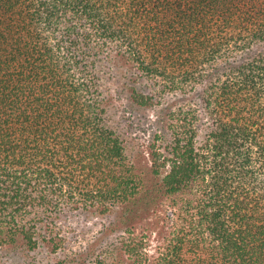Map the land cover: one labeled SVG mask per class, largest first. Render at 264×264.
<instances>
[{
  "label": "trees",
  "instance_id": "trees-1",
  "mask_svg": "<svg viewBox=\"0 0 264 264\" xmlns=\"http://www.w3.org/2000/svg\"><path fill=\"white\" fill-rule=\"evenodd\" d=\"M111 66L135 106L189 89L205 123L161 103L147 159L111 117ZM80 213L110 220L37 262ZM111 235L129 264H264V0H0V264H118Z\"/></svg>",
  "mask_w": 264,
  "mask_h": 264
},
{
  "label": "rangeland",
  "instance_id": "rangeland-1",
  "mask_svg": "<svg viewBox=\"0 0 264 264\" xmlns=\"http://www.w3.org/2000/svg\"><path fill=\"white\" fill-rule=\"evenodd\" d=\"M116 72H119L118 75L110 76L109 74H105L104 80L101 82V85L104 87L103 89L105 93L109 92V98H111L112 105L115 106V108L110 110L111 117L113 120L118 121V132L123 134L124 140L131 141L135 146H139V149L144 150L145 157L150 158L149 154V147L150 145L155 142L153 141L156 131H160L161 124L156 123V119L159 115H161V103L167 104V103H174L176 107H178L181 104L189 105L192 103V100L194 97L193 93H190L192 90H186L187 93L183 95V97H179L178 93L171 92L172 94L166 95L165 100L158 101V105L152 107V108H140L138 106H135L133 104V99L131 96V88L128 82L129 76L126 75V73L122 74L123 72L118 67H112L111 69ZM105 70L110 69V66L106 65L104 67ZM109 77V78H108ZM141 89L146 93H157L153 92L154 86L150 84V82L146 80H139ZM185 93V92H184ZM191 97V98H190ZM202 100L200 99L199 104L194 103L191 104L192 107H195L197 109V113L200 115V123H205V109L204 105L201 103ZM177 112V111H176ZM162 131V130H161ZM157 147L159 146L158 142H156ZM107 219L103 218H87L84 214L80 213L78 219H72L71 222H73V226L77 227L70 228L67 226L65 227L67 233H65L67 237V241L70 244L69 247L66 249H61L58 252H52L46 251L43 249L41 252L37 253V262L39 263H48L50 260H55L56 257H63L66 255V251L69 249L74 250H84L85 247L89 245L90 242H92L95 238L100 236V234L104 231L106 226L108 225ZM71 222H69L71 224ZM68 225V224H67ZM138 234L140 233V230L136 231ZM154 234V233H153ZM151 235L150 238H154V235ZM140 235V234H139ZM150 235V234H149ZM116 237L114 235H111L109 238L105 239L102 244L97 246V250L103 249V253L105 256L110 259L113 262H116L118 264H129L131 261L130 258H128V253H118V252H111L112 248H115V245H110L111 243H115ZM154 241V240H153ZM156 243V240L154 241ZM149 247H147L148 249ZM110 249V250H108ZM109 251V252H108ZM96 257V256H95ZM23 259H17L16 262L13 264H23ZM94 261V262H93ZM95 259L88 260L92 264L95 263ZM120 262V263H119ZM76 264V263H72Z\"/></svg>",
  "mask_w": 264,
  "mask_h": 264
}]
</instances>
